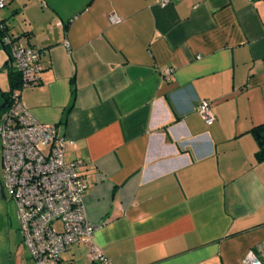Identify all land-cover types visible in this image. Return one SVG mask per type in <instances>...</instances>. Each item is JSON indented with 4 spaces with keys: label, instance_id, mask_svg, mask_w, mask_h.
I'll return each instance as SVG.
<instances>
[{
    "label": "crops",
    "instance_id": "1",
    "mask_svg": "<svg viewBox=\"0 0 264 264\" xmlns=\"http://www.w3.org/2000/svg\"><path fill=\"white\" fill-rule=\"evenodd\" d=\"M0 19L42 52L20 101L82 161L110 264H240L264 243L263 0H8ZM81 249L91 264L82 245L60 264Z\"/></svg>",
    "mask_w": 264,
    "mask_h": 264
},
{
    "label": "built area",
    "instance_id": "2",
    "mask_svg": "<svg viewBox=\"0 0 264 264\" xmlns=\"http://www.w3.org/2000/svg\"><path fill=\"white\" fill-rule=\"evenodd\" d=\"M7 1L0 0V11ZM169 2L154 0L160 7ZM107 20L110 25L120 22L113 13ZM0 34L1 45L20 77L19 89L12 91L0 114V176L14 205L17 230L29 259L32 264H60L67 247L82 245L88 249L91 264H110L93 242L101 225L86 217L82 161L66 162L68 141L57 136L55 126L36 122L20 101V92L39 82L42 52L9 35L2 21ZM197 112L206 125L213 123L207 101L199 103ZM240 264H264V243L249 249Z\"/></svg>",
    "mask_w": 264,
    "mask_h": 264
},
{
    "label": "rangeland",
    "instance_id": "3",
    "mask_svg": "<svg viewBox=\"0 0 264 264\" xmlns=\"http://www.w3.org/2000/svg\"><path fill=\"white\" fill-rule=\"evenodd\" d=\"M5 58L6 55L0 45V93L7 92L9 89L8 71L1 70ZM4 193H2L0 189V196L3 198L0 208L4 210V214H6L0 216V264H32L17 230L14 205L8 201L9 199ZM7 215H9L11 219H8L9 217L6 219L5 216ZM84 252L85 251L81 249L80 253L75 255L73 264H87L85 261L86 254ZM231 258H233V255H231Z\"/></svg>",
    "mask_w": 264,
    "mask_h": 264
},
{
    "label": "trees",
    "instance_id": "4",
    "mask_svg": "<svg viewBox=\"0 0 264 264\" xmlns=\"http://www.w3.org/2000/svg\"><path fill=\"white\" fill-rule=\"evenodd\" d=\"M7 32V28H6ZM2 34H0V41H1ZM5 51V50H4ZM6 52V51H5ZM8 83H9V90L7 92H1L0 96V104L2 103V99L5 102H8V98L12 91H15L19 89L20 86V77L17 72H15L13 69L8 70ZM72 94H74V91H72ZM3 112V110H0V114ZM249 133L253 137L257 150L255 152L254 158L257 163L264 162V123L260 124L256 127H253L250 129Z\"/></svg>",
    "mask_w": 264,
    "mask_h": 264
},
{
    "label": "water",
    "instance_id": "5",
    "mask_svg": "<svg viewBox=\"0 0 264 264\" xmlns=\"http://www.w3.org/2000/svg\"><path fill=\"white\" fill-rule=\"evenodd\" d=\"M0 44H1V41H0ZM10 68L13 69L12 61H11V58L6 54V61L4 62V65H3L1 70H7L8 71ZM5 105H6L5 101L2 99V104L0 105V110H3Z\"/></svg>",
    "mask_w": 264,
    "mask_h": 264
},
{
    "label": "flooded vegetation",
    "instance_id": "6",
    "mask_svg": "<svg viewBox=\"0 0 264 264\" xmlns=\"http://www.w3.org/2000/svg\"><path fill=\"white\" fill-rule=\"evenodd\" d=\"M1 101H2V100H1ZM1 104H2V103H1ZM1 104H0V105H1ZM0 183H1V184H0L1 192L4 193V189H3V186H2V182H0ZM4 194H5V193H4ZM1 197H2V196H0V205L2 204L1 201H2V199H3V198H1ZM5 199H6V198H5ZM8 201H9V200H8ZM2 215L4 216V215H6V214H4V210H2V209L0 208V216H2ZM8 217H9V215L5 216L6 219H7ZM8 219H11V218L9 217Z\"/></svg>",
    "mask_w": 264,
    "mask_h": 264
}]
</instances>
